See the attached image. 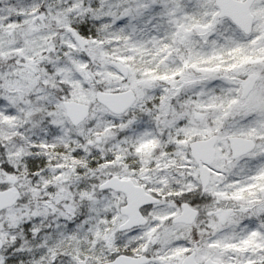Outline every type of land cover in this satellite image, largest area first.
Wrapping results in <instances>:
<instances>
[{
    "label": "snow or ice",
    "instance_id": "snow-or-ice-1",
    "mask_svg": "<svg viewBox=\"0 0 264 264\" xmlns=\"http://www.w3.org/2000/svg\"><path fill=\"white\" fill-rule=\"evenodd\" d=\"M0 264H264V0H0Z\"/></svg>",
    "mask_w": 264,
    "mask_h": 264
}]
</instances>
